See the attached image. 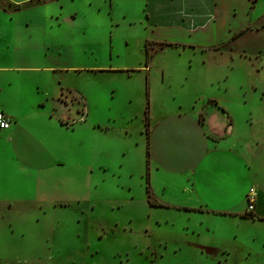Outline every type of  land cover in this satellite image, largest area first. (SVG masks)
<instances>
[{"label":"rangeland","instance_id":"1","mask_svg":"<svg viewBox=\"0 0 264 264\" xmlns=\"http://www.w3.org/2000/svg\"><path fill=\"white\" fill-rule=\"evenodd\" d=\"M50 1L0 0V7ZM68 1L75 3L67 12L81 19L49 17L48 26L30 11L10 34L32 57H19L21 63L64 71L41 76L12 69L21 92L0 94L25 127L14 141L0 135V264H264V217L247 212L251 189L258 200L254 183L235 207L244 210L240 217L152 207L150 200L177 198L162 195V174L150 177L159 198L147 193L146 181L149 99L157 115L174 111L178 100L189 110L198 97L211 98L228 110L237 135L247 134L246 153L254 156L264 145V35L238 44L247 54L259 51L250 57L191 50L159 43L178 32L160 24L163 18L149 22L147 0H82L80 14L78 0ZM257 6L264 10V0ZM29 16L38 27L35 41L28 39ZM56 29L63 42L46 37ZM197 37L187 33L186 40L198 44ZM7 78L0 74V83ZM61 92L69 116L56 105ZM17 98L20 105H7ZM210 118L220 129L222 114ZM34 137L46 156L40 144L34 154ZM17 144H24V163L15 159Z\"/></svg>","mask_w":264,"mask_h":264},{"label":"crops","instance_id":"2","mask_svg":"<svg viewBox=\"0 0 264 264\" xmlns=\"http://www.w3.org/2000/svg\"><path fill=\"white\" fill-rule=\"evenodd\" d=\"M83 2L82 0L76 2L80 5L77 7L78 13L85 9L86 3ZM74 3V1L68 0L37 2L21 10H12V8V13L0 7V74H6L8 77L7 80L0 83L1 95L21 92L17 87L19 84L16 83V80L9 77L11 73L13 74L12 69L18 73L30 72L38 75L45 71L54 73L64 71L61 67L46 66L41 69L29 62L30 66L20 62L19 57L22 61L31 60L32 57L24 53L23 50L26 47L16 34L10 35L18 27L17 19H20L22 15L23 18H26L30 11H37L46 23L49 17H56L61 21L68 17L73 20L81 19L82 15L73 18L71 15L73 11L68 13L66 10V7L74 9ZM257 4L258 0H147L145 6L149 12V22L152 19L153 26L157 19L163 18L160 24L175 28L178 32L175 34L173 31L176 36L174 41L158 37L161 41L159 43H172L191 50L198 48L202 51L220 48L228 50L233 56V53L247 54L248 52L244 47L240 48L238 44L254 38L258 33L264 35V10H260ZM192 17L196 19L192 21ZM29 18L27 23L30 30L28 39L35 41L38 27L31 20L32 17L29 16ZM50 23L55 24L56 22L51 20ZM47 25L49 26L48 23ZM183 31L184 34L178 36ZM55 32H47L46 37L52 42H63L61 31L56 29ZM187 33L189 37L197 35L198 44L193 40L187 41ZM35 45L38 46L39 41ZM252 52L247 55L250 57L259 51ZM11 60L12 65H10ZM145 67H141V71L144 68L145 71H151L148 69V65ZM77 72L83 71L78 70ZM8 82L14 84L13 90L8 86ZM63 94L64 92H61L56 98V105L65 108L69 116L70 110L67 108L69 106L64 105ZM78 94L84 101L83 96ZM19 98L7 102V105H20L23 100ZM210 99H206L205 96L198 97L191 103L192 107L189 110L185 109L182 101L178 100V108L174 111L170 113L165 111L157 115L150 105L153 102L148 100L146 121L150 125L154 124V126L149 125L148 127L150 177L154 172L162 174L166 179L159 189L163 192L162 195L165 196L168 193L177 198L175 199L177 202L160 200L171 209L182 210L180 208L188 207L198 210H182L185 212L241 217L244 210L239 211L235 207L243 201L250 183H254L253 187L258 190L255 212L258 217H264V145L256 148L254 156L246 153L245 147L250 143L247 140V134L237 135L231 124L233 119L228 110L216 101L211 102ZM42 106L45 107V103ZM33 107L35 106H32L31 109H34ZM0 111L5 113L12 122L8 130L0 131V135L5 136L9 141L16 140L25 130V127L22 126L23 115L17 116L9 106L2 105L1 102ZM217 113L223 116L220 129L212 127L209 123L211 115L215 116ZM230 119L231 121H229ZM64 120H62L63 125L65 122L69 124V121L64 122ZM31 140L34 154L36 155L40 144L43 147L40 148L41 152L46 156L44 145L35 137ZM23 145L14 146L15 159L19 163H24L21 152ZM11 147L13 148V146ZM45 163H52V160L45 161ZM151 192L158 197L155 187H151Z\"/></svg>","mask_w":264,"mask_h":264},{"label":"built area","instance_id":"3","mask_svg":"<svg viewBox=\"0 0 264 264\" xmlns=\"http://www.w3.org/2000/svg\"><path fill=\"white\" fill-rule=\"evenodd\" d=\"M11 120L6 116L5 113L0 111V131L8 130L11 127ZM256 190L253 188L250 190L247 195V212L251 213L255 210V202H256Z\"/></svg>","mask_w":264,"mask_h":264},{"label":"trees","instance_id":"4","mask_svg":"<svg viewBox=\"0 0 264 264\" xmlns=\"http://www.w3.org/2000/svg\"><path fill=\"white\" fill-rule=\"evenodd\" d=\"M147 59H149V56H148ZM147 110H148V105H147ZM148 127H149V123L147 122V137H149ZM147 157H148V161H147L146 181H147V193H150L151 192V187H150V172H149V169H150V167H149L150 166L149 165V163H150V161H149V157H150L149 143L147 145ZM149 203H150V205L152 207H161V208H163V207H166V208L170 207L168 205H165V204L157 201L156 199L150 200ZM180 209L186 210V211H198L196 209H192V208H188V207H183V208H180ZM248 217L253 218V216H248ZM261 220H264V218H262Z\"/></svg>","mask_w":264,"mask_h":264}]
</instances>
